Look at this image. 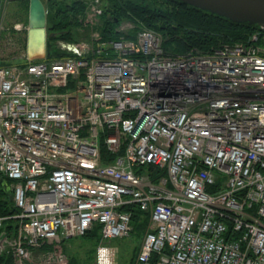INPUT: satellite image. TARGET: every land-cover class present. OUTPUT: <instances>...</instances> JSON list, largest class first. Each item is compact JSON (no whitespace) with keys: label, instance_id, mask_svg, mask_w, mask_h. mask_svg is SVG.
<instances>
[{"label":"built area","instance_id":"1","mask_svg":"<svg viewBox=\"0 0 264 264\" xmlns=\"http://www.w3.org/2000/svg\"><path fill=\"white\" fill-rule=\"evenodd\" d=\"M115 29L0 64V173L16 208L0 214V253L67 264L45 249L99 224L96 263L112 264L106 241L132 232L122 207L137 204L150 218L135 264H264V32L170 53L158 31Z\"/></svg>","mask_w":264,"mask_h":264},{"label":"trees","instance_id":"2","mask_svg":"<svg viewBox=\"0 0 264 264\" xmlns=\"http://www.w3.org/2000/svg\"><path fill=\"white\" fill-rule=\"evenodd\" d=\"M43 1L46 5V0ZM83 3L80 0L64 1L53 7L51 3L53 13L50 9L47 10L49 29L52 33L49 42L54 38L76 40L73 37L72 27L78 24L77 17L85 8ZM103 9L106 25L100 30L104 37H119L120 33L115 28L126 19L132 21L136 29L146 27L160 32L164 37L163 45L170 53H184L194 47L208 50L222 43L249 42L252 34L264 32L258 24L235 22L180 0H147L145 2L109 0V4ZM63 54L64 52L60 49L47 53L48 57ZM101 155L104 161H109L114 156L103 143ZM4 182L9 186L11 180L0 173V214H11L16 211V208L11 199V191ZM122 209L131 212L132 233L144 232L149 223V212L142 210L137 204H128ZM100 230L101 226L98 224L85 235L100 239ZM69 258L71 264L81 262L75 254ZM91 260H93L92 257ZM11 261L10 255L0 253V264H10ZM88 264H92V261Z\"/></svg>","mask_w":264,"mask_h":264},{"label":"rangeland","instance_id":"3","mask_svg":"<svg viewBox=\"0 0 264 264\" xmlns=\"http://www.w3.org/2000/svg\"><path fill=\"white\" fill-rule=\"evenodd\" d=\"M71 2L72 0H46L47 10L53 9L54 5H59V2ZM83 1L84 10L77 17L78 24L73 25L74 39L85 38L89 30L102 29L106 25L105 17H103L104 6L109 4V0H100L95 3V0H80ZM145 2L147 0H133ZM51 3L53 4L51 7ZM102 7V13H93V6ZM53 13V10H51ZM28 13H29V0H0V64L20 63L26 58V44H27V29H28ZM92 17V22L85 25L86 22ZM89 23V22H88ZM49 22L47 18V49L46 53H50L54 49H59L58 44L62 38H54L49 42V37L52 34L49 29ZM101 32V30H100ZM65 40V39H64ZM144 232L130 233L122 237H114L108 239L106 242L116 248L112 264H135L136 255L140 249ZM100 239L91 236H76L60 242L54 241L50 243L47 250H54L56 253H63L67 256V264L70 263L71 255H77L81 262L80 264H97L95 254ZM91 257L93 260H91ZM35 264H46L45 256H38ZM11 263H14L13 259Z\"/></svg>","mask_w":264,"mask_h":264},{"label":"water","instance_id":"4","mask_svg":"<svg viewBox=\"0 0 264 264\" xmlns=\"http://www.w3.org/2000/svg\"><path fill=\"white\" fill-rule=\"evenodd\" d=\"M235 22L258 24L264 29V0H180ZM47 9L43 0H29L26 49L30 58H42L47 49ZM8 187V184L4 182Z\"/></svg>","mask_w":264,"mask_h":264},{"label":"bare ground","instance_id":"5","mask_svg":"<svg viewBox=\"0 0 264 264\" xmlns=\"http://www.w3.org/2000/svg\"><path fill=\"white\" fill-rule=\"evenodd\" d=\"M48 33V32H47ZM47 39H48V37H47ZM47 43V42H46ZM162 85H164V86H166L165 84H162Z\"/></svg>","mask_w":264,"mask_h":264}]
</instances>
